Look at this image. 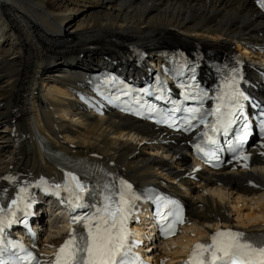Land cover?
Segmentation results:
<instances>
[{
	"label": "bare ground",
	"instance_id": "obj_1",
	"mask_svg": "<svg viewBox=\"0 0 264 264\" xmlns=\"http://www.w3.org/2000/svg\"><path fill=\"white\" fill-rule=\"evenodd\" d=\"M0 30V178H17L24 166L32 175L54 172L34 125L59 150L100 161L135 185L166 187L186 202L189 226L163 244L167 253L147 248L157 260L179 258L220 228L264 231V147L249 151L246 168L209 173L190 164L176 135L117 114L81 113L69 94L92 68L163 39L233 52L252 74L264 65V17L251 2L0 0ZM8 37L11 50L2 46ZM252 80L251 91L263 94ZM12 185L0 179V190ZM34 205L42 227V206ZM55 233L42 242L49 251L58 245Z\"/></svg>",
	"mask_w": 264,
	"mask_h": 264
},
{
	"label": "snow or ice",
	"instance_id": "obj_2",
	"mask_svg": "<svg viewBox=\"0 0 264 264\" xmlns=\"http://www.w3.org/2000/svg\"><path fill=\"white\" fill-rule=\"evenodd\" d=\"M258 3L261 8H264V0H258ZM237 85L238 81L233 75L227 82V89H222L221 93L215 97L216 106L209 111L204 110L202 104V99L207 97V93H203L200 97L199 107L186 109L189 115L182 121L184 130L196 127L193 121L203 124L206 130L200 134L205 138L202 144L211 146L205 150L202 144H196L197 152L215 157L216 152L221 150L217 136L227 137L233 125L243 119V105L240 101L247 100L248 97L239 90ZM196 98L185 96V99ZM179 110L184 111V109ZM209 116L214 117L212 122L208 121ZM242 128L245 131L238 137L239 142H243L249 134L246 130L248 128L246 122L242 124ZM226 142L232 144L231 140ZM242 158L247 159V157ZM0 179L10 184L16 183V177L5 176ZM40 184H47V181L41 179ZM29 186L19 188L15 199L11 200L7 209L0 207V233L4 231L7 224L12 223L8 219L9 216L15 217L18 210L29 207L25 204L29 196ZM54 188L56 195H59L60 191L68 194L66 200L72 210L88 208L89 211L84 215H70V223L82 224L84 231L70 229L68 238L64 240L55 252L54 258L47 264H134V261L128 259L127 241L130 233L126 229V222L134 207V201L140 197L132 193L131 184L120 180L118 189L115 183L104 184L102 199L96 204L84 202L88 186L72 172L65 173L64 183L55 184ZM6 192L7 189L0 190V198ZM169 204L173 205L174 209L169 208L167 214L161 217V220L167 221L163 232L165 235H175V226L184 223L183 210L175 205L174 201H169ZM169 217L172 219L169 220ZM0 264H5V262L0 261ZM184 264H264V239L255 240L243 232L232 229L218 230L210 235L208 241L193 245Z\"/></svg>",
	"mask_w": 264,
	"mask_h": 264
},
{
	"label": "rangeland",
	"instance_id": "obj_3",
	"mask_svg": "<svg viewBox=\"0 0 264 264\" xmlns=\"http://www.w3.org/2000/svg\"><path fill=\"white\" fill-rule=\"evenodd\" d=\"M53 6V4L52 3H50V7H52ZM73 6V5H72ZM71 6V7H72ZM78 8V7H77ZM79 9V8H78ZM10 31V32H9ZM4 33H6V35L8 34H10L11 33V28L10 27H8V28H6L5 29V31H4ZM9 39L7 40V41H5V43H2V46L4 47V49H9V50H11V47L13 46V44H12V41H11V37H8ZM106 55V54H105ZM244 54H242V56H243ZM3 128V126H0V130ZM163 248V247H162ZM159 250H162L161 248L159 249ZM162 251H167L166 250V247L165 248H163V250ZM167 253V252H166Z\"/></svg>",
	"mask_w": 264,
	"mask_h": 264
}]
</instances>
